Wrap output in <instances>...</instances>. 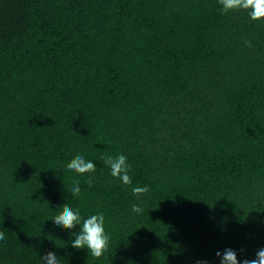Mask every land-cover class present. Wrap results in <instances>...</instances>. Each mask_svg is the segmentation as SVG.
<instances>
[{
	"label": "trees",
	"instance_id": "trees-1",
	"mask_svg": "<svg viewBox=\"0 0 264 264\" xmlns=\"http://www.w3.org/2000/svg\"><path fill=\"white\" fill-rule=\"evenodd\" d=\"M218 7L0 0V264H41L49 252L63 264H218L226 245L254 257L264 245V16ZM116 152L131 164L128 184L102 162ZM77 155L94 161L91 173L65 172ZM68 204L103 211L101 255L54 228Z\"/></svg>",
	"mask_w": 264,
	"mask_h": 264
},
{
	"label": "clouds",
	"instance_id": "clouds-1",
	"mask_svg": "<svg viewBox=\"0 0 264 264\" xmlns=\"http://www.w3.org/2000/svg\"><path fill=\"white\" fill-rule=\"evenodd\" d=\"M218 10L224 13L231 9H245L250 18H258L264 16V0H218ZM248 41L245 40V44ZM103 164L108 166V170L112 176H117L121 183H130L129 169L131 164L128 162L123 152L102 154ZM96 167L94 161L86 158L84 155H77L66 166L65 172L75 173H91ZM91 183V176L88 178ZM147 188L144 186H133L132 192H142ZM71 194L76 195L80 192L78 182L73 183L70 189ZM130 209L133 212L141 210V204L137 202L130 203ZM53 218V226L56 229H68L71 237L69 243L79 249L86 248L88 253L92 255H101L108 246L109 233L105 229V216L103 211L91 212L82 216L79 207H73L70 204L63 207L62 212ZM264 223V217L260 219ZM78 225V228L75 227ZM214 255L218 258V264H264V245H260L254 253L253 258L238 255V249L226 245L224 248H217ZM61 254L49 252L41 257V264H63ZM195 264H210L207 257L196 258Z\"/></svg>",
	"mask_w": 264,
	"mask_h": 264
}]
</instances>
